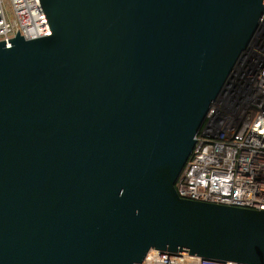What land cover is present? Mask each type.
Segmentation results:
<instances>
[{
    "label": "water",
    "instance_id": "water-1",
    "mask_svg": "<svg viewBox=\"0 0 264 264\" xmlns=\"http://www.w3.org/2000/svg\"><path fill=\"white\" fill-rule=\"evenodd\" d=\"M39 1L0 41V264H264V209L175 189L264 0Z\"/></svg>",
    "mask_w": 264,
    "mask_h": 264
},
{
    "label": "built area",
    "instance_id": "built-area-1",
    "mask_svg": "<svg viewBox=\"0 0 264 264\" xmlns=\"http://www.w3.org/2000/svg\"><path fill=\"white\" fill-rule=\"evenodd\" d=\"M51 34L39 0H0V41ZM175 189L182 198L264 209V13L211 108ZM140 264H239L150 250Z\"/></svg>",
    "mask_w": 264,
    "mask_h": 264
}]
</instances>
